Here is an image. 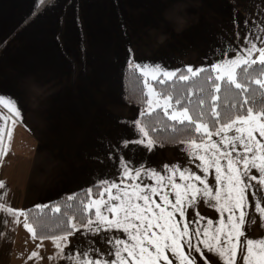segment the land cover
<instances>
[{
  "label": "snow or ice",
  "instance_id": "obj_1",
  "mask_svg": "<svg viewBox=\"0 0 264 264\" xmlns=\"http://www.w3.org/2000/svg\"><path fill=\"white\" fill-rule=\"evenodd\" d=\"M232 23L239 38L235 12ZM244 25L242 46L234 47V41L221 37V58L207 68L188 65L182 74L159 64L130 63L144 77L146 94V112L142 110L132 122L136 138L101 139L97 159L106 170L101 172L105 178L95 181V194L89 187L79 200L73 193L63 203L34 206L41 212L49 207L52 213L63 209L58 234L39 236L49 239L55 249L49 261L199 264L198 254L203 264H211L206 251L220 264H237L238 255L243 264H264V238L246 237L257 217L264 229V21L251 24L246 17ZM210 52L217 55L215 48ZM174 78L202 83L188 88L185 100L157 92L149 82L164 84ZM0 107L4 109L0 111L2 159L22 115L12 98L0 95ZM156 110L170 122L167 128L175 131L179 125L190 133L178 142L187 164L153 167L142 154L157 147L153 136L157 128L145 122ZM3 189L5 181L0 180ZM201 202L219 213L218 222L200 214ZM0 212L13 217V223L23 217L24 228L33 239L38 237L27 210L12 207L0 196ZM40 247L26 259H41Z\"/></svg>",
  "mask_w": 264,
  "mask_h": 264
},
{
  "label": "crops",
  "instance_id": "obj_2",
  "mask_svg": "<svg viewBox=\"0 0 264 264\" xmlns=\"http://www.w3.org/2000/svg\"><path fill=\"white\" fill-rule=\"evenodd\" d=\"M262 10L264 0H0V95L14 99L22 115L0 159L4 202L27 210L94 188L105 178L101 139H135L132 122L146 108L128 99L129 64L207 68L221 58L219 39L242 46L245 18L258 25ZM167 21L193 33L166 41L150 34ZM198 210L209 219L213 213L203 202ZM12 220L0 212V264H67L49 261L52 242L33 239L23 217ZM257 227L258 217L247 231ZM37 245L41 259L27 260Z\"/></svg>",
  "mask_w": 264,
  "mask_h": 264
},
{
  "label": "trees",
  "instance_id": "obj_3",
  "mask_svg": "<svg viewBox=\"0 0 264 264\" xmlns=\"http://www.w3.org/2000/svg\"><path fill=\"white\" fill-rule=\"evenodd\" d=\"M180 72L182 74H186V70L182 69ZM151 83L153 84L157 92L163 93L164 95L172 94L174 97L183 96L186 100L187 99L186 90L188 88L201 84L202 80L184 82L174 78L172 81H165L164 84H159L156 81H151ZM126 92L128 99L132 103L140 105L142 109L146 107L144 77L137 69H135L134 66L132 67L129 66L127 70ZM158 119L161 121L160 124H156V120ZM145 122L149 124L150 127L157 128V132L153 133V136L156 138L157 142L162 145H172L178 143L179 141L185 139L190 134L186 132L183 128H181L179 125L176 126L175 131L167 128L165 125L166 123H170V122L166 121V118L163 117V114L160 110H156V115L147 116ZM85 190L86 189L76 192L77 200L84 197ZM96 191L97 189L94 187L93 193L95 194ZM67 196L68 195H64L48 205L63 203V201ZM27 211L29 212V216H30L29 222H36L35 226L37 227L38 239L40 235L47 237L49 235L58 234L57 226L60 222V219H63V215H62L63 209H62V213H52L51 207H49L44 212H41L39 209H36L35 207L29 208L27 209Z\"/></svg>",
  "mask_w": 264,
  "mask_h": 264
},
{
  "label": "rangeland",
  "instance_id": "obj_4",
  "mask_svg": "<svg viewBox=\"0 0 264 264\" xmlns=\"http://www.w3.org/2000/svg\"><path fill=\"white\" fill-rule=\"evenodd\" d=\"M195 20V19H194ZM167 25H169L168 21L161 24V28L159 29H151L150 30V34H157L158 36H161V40H165L169 39V38H175V36H177L178 34H180L181 36H186L189 37L193 31L191 29H189V25L176 29V28H168L166 27ZM163 26H165L166 28H163ZM157 36V38H158ZM17 46H19L18 44L16 45V47H12L10 50L13 52L18 53V49ZM21 48V52H27L26 50V46L24 48ZM1 71V69H0ZM1 74V72H0ZM151 83V82H150ZM146 111V108H145ZM176 144V143H175ZM159 144L157 143V147L153 150V152L151 153H147V152H143V155H145L147 157L148 160V164L149 166H153V167H158L159 165H162L163 163H181V164H187V160L185 159V155L180 147H175V145H163V147H161ZM176 152V153H175ZM182 153L184 155V157L180 156L177 157L175 154H180ZM193 170H195L193 168ZM214 176V175H213ZM142 180H145L146 182H148V180L144 177H141ZM212 181V178L210 179ZM208 212H213L212 214L208 215V217H210V219H213L214 221L218 222L219 221V213H217L215 211V209L211 208V207H206ZM246 237L247 238H264V229L257 227L254 228L250 231H246ZM197 255V259L199 264H203V261L199 259V255ZM205 256L208 257L209 261L211 262V264H220V262L218 261L217 258L213 257L212 255L208 254L205 251ZM237 264H243V260H242V256L238 255L237 257Z\"/></svg>",
  "mask_w": 264,
  "mask_h": 264
}]
</instances>
